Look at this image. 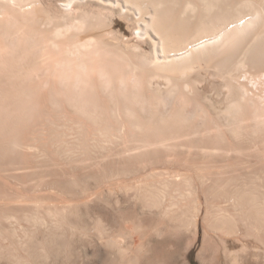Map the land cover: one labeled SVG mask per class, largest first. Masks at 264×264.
Wrapping results in <instances>:
<instances>
[{
	"label": "bare ground",
	"instance_id": "1",
	"mask_svg": "<svg viewBox=\"0 0 264 264\" xmlns=\"http://www.w3.org/2000/svg\"><path fill=\"white\" fill-rule=\"evenodd\" d=\"M195 248L264 264V0H0V264Z\"/></svg>",
	"mask_w": 264,
	"mask_h": 264
},
{
	"label": "rangeland",
	"instance_id": "2",
	"mask_svg": "<svg viewBox=\"0 0 264 264\" xmlns=\"http://www.w3.org/2000/svg\"><path fill=\"white\" fill-rule=\"evenodd\" d=\"M122 27H124L125 29V24L124 22H122ZM214 252V249H211L210 253L212 255V253ZM213 255L215 256L213 258V262L217 263L218 262V258H219V255L215 253H213ZM155 256V257H154ZM165 255L161 254V253H155V255H153V258L148 262H146L147 264H172L170 263V260L166 257ZM165 261H168V262H165ZM157 262V263H156ZM189 262V263H188ZM179 264H182V263H179ZM186 264H203L202 261H201V258L199 256V249L198 248H195L194 250L191 251L190 255H189V259L187 260L186 259Z\"/></svg>",
	"mask_w": 264,
	"mask_h": 264
}]
</instances>
